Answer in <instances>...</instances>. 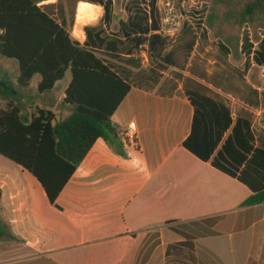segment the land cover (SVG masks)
Here are the masks:
<instances>
[{
	"label": "crops",
	"instance_id": "obj_1",
	"mask_svg": "<svg viewBox=\"0 0 264 264\" xmlns=\"http://www.w3.org/2000/svg\"><path fill=\"white\" fill-rule=\"evenodd\" d=\"M113 8L54 0L41 10L81 47L90 29L112 43L94 39L92 51L129 87L111 117L128 136L125 158L97 139L50 204L30 173L0 155L13 239L2 238L12 244L0 246V264H241L236 240L248 232L244 264L258 249L264 264V36L254 42L247 28L233 49L200 39L191 11L152 30L145 11ZM138 12L147 20L134 26ZM70 80L38 94L35 77L28 112L66 119Z\"/></svg>",
	"mask_w": 264,
	"mask_h": 264
},
{
	"label": "trees",
	"instance_id": "obj_2",
	"mask_svg": "<svg viewBox=\"0 0 264 264\" xmlns=\"http://www.w3.org/2000/svg\"><path fill=\"white\" fill-rule=\"evenodd\" d=\"M236 1L241 3L236 15L238 24L258 22V30L264 27V0ZM211 2L210 27L217 18L216 8L224 5L225 0ZM52 4L54 0H0V58L15 61L18 67L14 81L0 65V155L30 173L44 189L50 204H54L97 139L125 158L120 140L127 142L125 133L112 125L111 117L129 92L128 85L94 55L98 30H88L86 44L81 47L41 10ZM154 6L152 0L150 11ZM84 11L85 6L80 5L77 16ZM142 15L138 12L134 17V26L146 22ZM150 21L155 30L156 20ZM111 44L99 39L97 46ZM67 73L71 80L62 105L71 108L69 116L58 120L49 111L36 109L29 113L32 93L28 88L32 80L39 77L36 92L43 94ZM261 123L264 124V116ZM1 213L0 206V238L13 240L6 232L8 225Z\"/></svg>",
	"mask_w": 264,
	"mask_h": 264
},
{
	"label": "rangeland",
	"instance_id": "obj_3",
	"mask_svg": "<svg viewBox=\"0 0 264 264\" xmlns=\"http://www.w3.org/2000/svg\"><path fill=\"white\" fill-rule=\"evenodd\" d=\"M147 3L148 0H114L113 11H134L136 8L141 11H146ZM154 3L155 6L153 7V11H150V16L152 20L154 18L156 22L161 24L165 20V13L167 14L165 11H176V16L180 23L182 18H185L183 11H191V22L196 27L200 39H203V36H205V39H218L229 46H234L238 45L240 40H243L248 36V29L250 30L251 39L254 42L259 39V33L261 36H264V27H261L259 30L257 29L258 22H249L247 25L238 24L236 15L241 7V3L236 0H225L224 5H220L216 8L217 18H215L211 27L208 26V15L212 7L211 0H154ZM150 6L151 3L149 2L148 8H150ZM173 21L176 22L177 20L174 19ZM166 24L168 23L164 22V25ZM0 65L11 74L15 81L18 76L17 63L12 60L0 58ZM251 236L252 233L248 232L241 236L240 239L236 240V245L241 253L239 257L241 258V264L246 263L245 256L247 257L250 254V244L252 242ZM9 244L11 245L12 242L0 238V246L2 248H6ZM183 258L186 262L190 260L192 261L189 255H184ZM252 261H254V264H262V255L260 254L259 249ZM180 264L186 263L180 262Z\"/></svg>",
	"mask_w": 264,
	"mask_h": 264
},
{
	"label": "built area",
	"instance_id": "obj_4",
	"mask_svg": "<svg viewBox=\"0 0 264 264\" xmlns=\"http://www.w3.org/2000/svg\"><path fill=\"white\" fill-rule=\"evenodd\" d=\"M152 1V0H151ZM151 1H149L148 0V3H147V5H146V11H145V13H146V15H147V17H150V8H148V4H149V2L151 3ZM194 1V0H193ZM167 12V14L165 13V23H168V24H178L179 22H178V20L179 19H177L178 17L174 14V12L173 11H166ZM174 19H176L177 21L176 22H174L173 20ZM126 136V135H125ZM126 138L128 139V136H126Z\"/></svg>",
	"mask_w": 264,
	"mask_h": 264
},
{
	"label": "water",
	"instance_id": "obj_5",
	"mask_svg": "<svg viewBox=\"0 0 264 264\" xmlns=\"http://www.w3.org/2000/svg\"><path fill=\"white\" fill-rule=\"evenodd\" d=\"M115 128H117L116 126H114Z\"/></svg>",
	"mask_w": 264,
	"mask_h": 264
}]
</instances>
